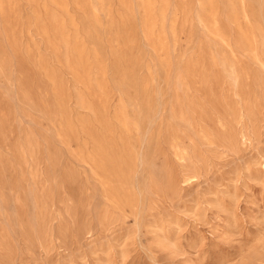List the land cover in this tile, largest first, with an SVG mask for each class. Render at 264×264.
Segmentation results:
<instances>
[{"label":"rangeland","instance_id":"obj_1","mask_svg":"<svg viewBox=\"0 0 264 264\" xmlns=\"http://www.w3.org/2000/svg\"><path fill=\"white\" fill-rule=\"evenodd\" d=\"M0 264H264V0H0Z\"/></svg>","mask_w":264,"mask_h":264}]
</instances>
